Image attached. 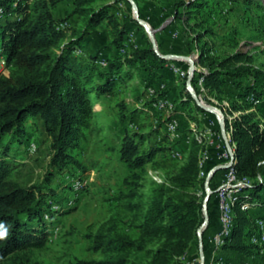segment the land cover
Instances as JSON below:
<instances>
[{"label":"trees","instance_id":"16d2710c","mask_svg":"<svg viewBox=\"0 0 264 264\" xmlns=\"http://www.w3.org/2000/svg\"><path fill=\"white\" fill-rule=\"evenodd\" d=\"M64 1L0 0V48L7 70L6 76L0 74V231L6 233L0 239V264H25L22 255L44 249L58 219L73 208L56 203L49 188L54 177L71 170L83 175L107 153L114 154L123 167L120 188L108 219L85 236L86 250L94 259L75 264H184L181 260L197 241L203 223L204 180L200 178L199 162L204 146L192 139L181 165L161 169L171 165L162 160L170 151L164 139L155 141L153 132H126L118 144L108 145L101 115L103 97L115 84L132 81V65H149L155 74L166 61L154 53L148 40L143 46L128 41L129 32L138 29L129 10L122 13L127 18L122 22L112 13L113 4L70 0L68 17L56 19L54 9ZM133 1L140 19L152 29L156 30L163 19L173 18L163 29V37L155 34L159 51L166 53L162 48L164 36L185 37L182 39L192 46V53L198 52V65L207 70L206 89L229 102L230 115L240 113L231 121L235 170L237 177L247 179L249 185L247 197H239L233 208V228L223 249L246 255L264 249V245L249 243L250 236L259 232L256 221H264V215L254 216L239 206L254 202L264 207V130L256 113L245 114L252 108L251 99L264 94V70L254 65L258 57L264 58V46L255 44L262 43L260 37L251 36L240 44L234 29L223 36L218 29V0ZM227 1L264 13L263 0ZM102 22L110 46L118 52L125 46L130 50L127 62L115 56L100 68L95 64L96 57L74 55ZM61 23H68V28L58 30ZM218 49L226 50L221 59L214 53ZM182 93L190 99L186 89ZM30 118L33 126L40 120L50 139V160L41 183L23 186L14 178L21 165L12 158L11 150L29 138ZM225 126L228 129L227 121ZM84 145L92 148L82 164L75 154ZM161 170L166 173L157 183L148 173ZM49 202H55L58 209L51 210Z\"/></svg>","mask_w":264,"mask_h":264},{"label":"rangeland","instance_id":"374dc122","mask_svg":"<svg viewBox=\"0 0 264 264\" xmlns=\"http://www.w3.org/2000/svg\"><path fill=\"white\" fill-rule=\"evenodd\" d=\"M210 1L214 2L216 0ZM218 1L221 6V15L217 17L219 20L218 29L223 36L229 35L231 30L234 29L240 37V44H243L247 39L251 38V36H255L260 37L259 41H262V43L256 42L255 44L264 46V13H261L256 9H248L242 4L233 6L227 0ZM99 4H113L114 11H112V13H115L118 16L124 11L129 10L130 16L134 20L135 15L130 4L126 0H99L96 5ZM68 15L69 12L63 9L62 12L58 14V19H64L68 17ZM70 22L74 23L75 18H70ZM137 25L138 29L136 31L138 32L140 46L145 45L146 40L150 43L144 28L138 23ZM258 29H262L263 31L260 32ZM182 38L184 39L185 37L180 38L176 34L169 39L164 36L162 48L166 54H162L159 49L158 53L161 56H186L193 59L198 52L195 50L192 53V46L189 47V43L185 42ZM128 41L133 43L130 41L129 37ZM213 41L214 43L216 42L215 40ZM109 42V36H96L92 38L87 49H84L83 51V49L77 48L74 55L82 58L96 57L97 60L95 61V64L100 68H105L107 66V60L111 59L116 51L115 48L110 46ZM224 51L226 50L218 49L214 51V53L216 57L221 59L223 58ZM244 51H247V49ZM129 52L130 50L125 46V50L123 52H116L117 55L115 56L122 58L127 62L130 58L128 56L130 54ZM100 59L106 61L105 67L98 65L97 62ZM173 62L174 61L172 60L166 61L164 68L166 65L169 67ZM180 63H184V66L180 67L185 70L188 66L187 62L181 61L176 64ZM254 65L255 67H260L264 70V58L258 57ZM132 71V81L126 84H115L112 92L103 97L104 104L102 106L101 115L105 122L106 132L104 133H106L107 137L106 142L108 145H116L120 142L126 132H142L145 134L153 132L152 138L155 141L164 139V144L170 146V151L162 160L171 165H168L167 168L162 166L161 169H172V165L179 166L184 160V154H182L183 157L180 160L172 157V154L176 151L173 148L177 144L179 145L180 139L177 140L170 138L166 131L169 117L172 115L182 121L179 119L181 116L179 112L184 105H186V110L188 111L186 112V114L189 115L188 120L195 121L196 123H198V119L194 113L199 115L203 114L215 122L217 121V118H220L225 122L227 116L230 115L229 102L224 98L219 100L217 96L209 92L208 89L207 98H204L203 101L205 102V106L215 108L216 114L208 111H203L204 113L199 111L197 109L199 107H197L189 93L190 99H188L185 93L183 96L184 98L182 97V91L187 87V79H179L173 72H169V78H166L165 76L163 77V75L159 76L157 73L158 70L155 74L152 73L151 66H142L141 63L132 65ZM176 81L177 83H175ZM160 82L161 84L159 86ZM191 86L194 87L192 82ZM147 88L153 89L155 91V96H166L172 103H174L175 112L168 114L165 112L161 113L150 110L149 102L151 98L147 96L146 91V95L143 93V90H146ZM173 95H175V97H173ZM95 99L96 96L91 97L92 101ZM258 116L261 117V114L259 113ZM96 119L100 118L96 117ZM29 121L31 123V118ZM99 121L101 122V119ZM30 123H28V127ZM178 123V135H184L185 132L180 128L182 122ZM38 124L42 126V123L39 120ZM42 129L43 132H34L33 138L31 137L29 140L27 139L22 144L18 145V155H15L13 152L11 153L12 158L21 165L14 173V178L23 186L37 185L43 181L45 169L50 160V139L44 132L43 126ZM198 129H200V127H198ZM31 148L33 149L32 152H30ZM91 148L92 146L90 145H84L76 152L75 156L78 162L82 164L86 163ZM21 161L24 162L21 163ZM92 169L88 170V172L83 175L79 173V171L71 170L68 173L58 174L54 177L49 188L54 193L53 198L56 203L60 202L61 204H66L73 208L68 214L58 219L56 226L51 229L44 249L33 250L30 251V253L22 255L21 258L24 259L25 264H75V262L79 260L89 261L94 259L86 250L87 242L85 236L90 232H95L97 228L108 219L112 205L114 204L113 198L116 196V193L120 188L123 167L116 161L114 154L107 153L105 157L100 159L99 164ZM147 169L150 168L148 167ZM165 173L166 170H161L160 173H157L158 178L162 179V177L165 176ZM207 176L208 175L206 174L201 177V179L204 180L202 189L204 195L203 200L206 195L205 180ZM81 177L88 179V185L85 190L81 191V193L73 194L71 191L72 182ZM151 185V182L148 181V190H150ZM261 195H264V192H262ZM47 199L48 198H46L45 201H47ZM69 202H71L70 205ZM49 203L51 204V207H55L56 210L58 209L55 202ZM254 209H256L253 213L254 216L260 215V213L264 215L263 208L257 207ZM207 225L204 226L202 234L207 228ZM263 235L264 229H259V232H254L252 236H250L249 243L261 247L262 244L260 243L262 242H259L258 239L260 240ZM253 238H255L254 242H252ZM260 251L253 250L248 254V257H244L245 260L251 259V264H264V254L260 253ZM181 262L184 264H200L198 239L191 247L186 259H182Z\"/></svg>","mask_w":264,"mask_h":264},{"label":"built area","instance_id":"2783aa9c","mask_svg":"<svg viewBox=\"0 0 264 264\" xmlns=\"http://www.w3.org/2000/svg\"><path fill=\"white\" fill-rule=\"evenodd\" d=\"M1 13H2V10L0 9V14ZM68 26H69L68 23H61L58 25L57 29L65 30L68 28ZM123 51L124 49L120 50V52H123ZM198 59H199L198 54H196L194 58L192 59L195 62L194 72H190L188 63H187L188 64L187 68L183 70L179 64H176L177 62L178 63L181 62L178 60H172L174 62L171 63L169 67L168 65H166L165 68H167V70L170 73L173 72L175 76H177L179 79H190L191 82L194 79V87H192V89L195 94L196 101L198 104L205 106V102L203 101V99L207 98V89L204 84L207 70L204 68H201L198 65ZM97 63L101 67L106 66V61L102 59L98 60ZM0 74L4 76L7 75V70L5 68V62L1 55V48H0ZM175 83H177V81ZM145 91H146L147 96L151 98L149 102L150 110L154 112H161V113L165 112L168 114L169 113L172 114V112H175L174 103H172L166 96H155V91L151 88H147ZM186 91L189 93L187 87H186ZM251 103H252L253 109L259 106L264 107V94L260 99H251ZM248 112L249 111H246L245 114H247ZM239 114L240 113H232L231 115L227 116L226 121L229 126L228 129H226V126H225L226 121L223 122L224 129L226 132L225 139L222 137V134H221L220 121H222V119L220 118H217L216 122L210 119L208 122V126L206 128H202L201 123H200L202 120L200 119H198L197 121L199 125L195 121H190V120L188 123L189 125L188 130L192 137L191 139L197 141L199 144H201L205 148V150L201 154V159L199 162L200 178L202 177V175H206L203 172L204 157L205 155H208L209 149H211L213 153V158L215 159L217 163L216 167L217 166L227 167L224 170H215L216 167L211 169L210 172L208 173V175L212 173L210 182L215 179L216 184L214 187L213 186L211 187L210 182L208 186L205 185V193L207 194V192L209 191L210 197L213 196L215 200V206H216V211H217V222L219 225V228L215 232V234L210 239H208L207 245L210 247L213 257L216 258L217 262H220V263L223 262V259L219 256V254L223 250L225 242L230 236L232 228H233V208L237 204L239 197L241 196L247 197V194L245 191L249 185V181L247 179L237 177L236 170H235L236 145L232 140L231 121L237 118ZM217 117H218V114H217ZM178 122H179L178 118L172 115L171 117H169V121L166 127L167 135L170 138L177 139V140L180 139V135H178V130H179ZM198 127H200V129H198ZM260 129L264 130V121L263 122L261 121ZM188 141L189 140L186 139V142ZM32 151L33 149L31 148L30 152ZM172 157L177 160H180L182 159L183 155L181 152L175 151L172 154ZM149 176L153 181L157 183L161 182V179L158 178L156 172L155 173L149 172ZM87 185H88V179L81 177L72 182L71 191L73 194L81 193V191L86 189ZM70 204L71 202H69V205ZM239 206H240V210L245 211V212H250L254 208H257V204L254 202H243ZM51 210L56 211L55 207H51ZM44 219L45 220L49 219L47 214L44 215ZM256 223L259 229H264V221L258 220L256 221ZM254 241H255V238L252 239V242ZM258 241L262 242L260 244L264 245V235L260 240L258 239ZM203 264H204V261H203ZM245 264H251V263H245Z\"/></svg>","mask_w":264,"mask_h":264},{"label":"crops","instance_id":"0c3cea01","mask_svg":"<svg viewBox=\"0 0 264 264\" xmlns=\"http://www.w3.org/2000/svg\"><path fill=\"white\" fill-rule=\"evenodd\" d=\"M71 6H72V2L70 0H66L63 3H61L57 8L54 9L53 13H54L55 18L58 19V14L61 13L63 9H65L68 12H70L71 9H72ZM112 11H114V9ZM120 18H121L122 22H126L127 21V18L123 14H120ZM171 19H172V21H171ZM163 20L164 21L162 22V24L156 29V30H158L157 34L159 36H162V37H163V34H162L163 31L162 30L159 31V30L161 28H164V27L166 28L167 26H169L173 22V18L172 17H168V18L163 19ZM99 31H100V33H99ZM99 35L104 36V37H108V32H107L103 22L96 29H94L90 33V35L84 40V42H83V44H84L83 51H84V49H87L89 47V43L91 42L92 38H94L96 36H99ZM127 37H129L131 42H133L134 44L140 46L139 38H138L139 36H138V32L136 30H131ZM116 52H118L117 49L114 52L113 57H115V55H117ZM183 64L184 63H180L179 65L180 66H184ZM157 73L159 74V76L163 75V77L165 76L166 78L169 76V74H168L169 71L166 68H163L162 70H158ZM160 84H161V82L159 83V86H160ZM143 93L145 94V89L143 90ZM173 97H175V95H173ZM248 111L249 112H254L257 115H259V113H260L261 117H259V116L258 117L261 119L262 122L264 121L263 118H262L264 116V107L263 106H259V107L254 108V109L251 108ZM186 112H188V111L186 110V105H184V107H182L180 112H179L181 114L179 119L182 120V121L179 120V122H182L181 123L182 125H180V128L183 131H185V133H184V135L180 136L179 145L177 144L173 148L176 151H179V152H181L184 155L188 152L189 144H190V142L192 140L191 139L192 138L191 134H190V132L188 130V126H189L188 125V123H189L188 118H189V115H187ZM194 114H196L197 119L202 120L200 122L202 128H206L208 126V122H209V120L211 118H209V117H207V116H205L203 114H200V115L197 114V113H194ZM42 130H43L42 126L38 124V120L36 122V126H33L30 123L29 127H28V135H29L28 140L31 137L32 138L34 137V132L35 133L43 132ZM186 139H188L189 141L186 142ZM18 148H19L18 145H13L11 153L13 152L15 155H18L19 154ZM23 162L24 161H21V163H23ZM216 165H217V163H216L215 159L213 158V153H212L211 149H209L208 150V155H205V157H204V166H203L204 174L208 175L210 170L213 169L214 167H216ZM212 183H213V187H214L215 184H216L215 179L212 181ZM207 209H208V213H207L208 222H207V224H209V226L207 225V228L205 229V231L202 234V252H203L204 264H245V263H250L251 259L245 260V258H244L245 256L248 257V255L242 254V253H237V252H232V251H230L228 249H223L220 252V254H219V256L223 259L222 263L217 262V259L213 257L212 251H211L210 247L207 245V241H208V239H210L215 234V232L219 228V225H218V222H217V211H216L214 198L210 201L209 205L207 203ZM207 209H206V211H207ZM254 210H256V209L252 210L253 213H254ZM263 210H264V207H263ZM260 216H262L261 213H260ZM260 253L264 254V251H262V252L260 251Z\"/></svg>","mask_w":264,"mask_h":264},{"label":"water","instance_id":"95a60500","mask_svg":"<svg viewBox=\"0 0 264 264\" xmlns=\"http://www.w3.org/2000/svg\"><path fill=\"white\" fill-rule=\"evenodd\" d=\"M126 1L130 4V6L132 8V11H133V13L135 15L134 20L141 27H143L144 30H145V32L147 33L148 38L150 40V43L152 45V48H153L154 53L156 55H158L159 57L163 58L166 61H168V60L185 61V62H187L189 64V70H190V72H194V70H195V62L190 57H186V56H173V55L161 56L158 53V47H157V43H156V39H155V34L158 32V30L152 29L149 26L148 23H146L145 21H143L142 19H140L139 14H138V9H137L136 4L134 3L133 0H126ZM171 21H172V19H171ZM162 29L163 28H161L159 31H161ZM186 86H187V89H188V91H189L192 99L194 100L195 104L199 108H201L204 111H208V112H212V113H215L216 114V109L215 108L202 106V105H200V104L197 103L195 94H194L193 89H192V86H191V80L190 79H187ZM220 129H221L222 137L225 139L226 132H225V129H224L223 121H220ZM226 168H227L226 166H217L215 170H224ZM211 177H212V173H210L207 176L206 180H205V185L206 186H208ZM209 198H210V193L208 191L207 194H206V197H205V199L203 201V208H202L203 225L198 229V232H197V239H198V244H199V256H200L201 264H203L202 230H204V226H206L207 225V222H208V216H207L206 209H207V202H208Z\"/></svg>","mask_w":264,"mask_h":264},{"label":"clouds","instance_id":"9594fccd","mask_svg":"<svg viewBox=\"0 0 264 264\" xmlns=\"http://www.w3.org/2000/svg\"><path fill=\"white\" fill-rule=\"evenodd\" d=\"M5 235H6V233H5V232H3V231H0V239L4 238V237H5Z\"/></svg>","mask_w":264,"mask_h":264}]
</instances>
